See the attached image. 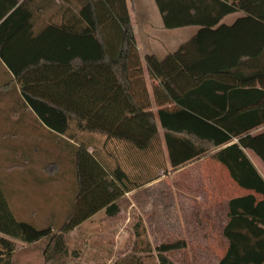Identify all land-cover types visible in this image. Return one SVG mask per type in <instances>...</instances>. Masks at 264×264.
Returning a JSON list of instances; mask_svg holds the SVG:
<instances>
[{
  "label": "trees",
  "instance_id": "1",
  "mask_svg": "<svg viewBox=\"0 0 264 264\" xmlns=\"http://www.w3.org/2000/svg\"><path fill=\"white\" fill-rule=\"evenodd\" d=\"M155 1L165 28L201 27L163 59L140 57L125 0H85L97 20L94 34L100 38L106 28L99 22L105 9L120 29L114 39L97 38L99 56L7 61L10 71L0 73L1 103L20 115L30 109L41 125L60 133L74 121L81 134H69L78 143L71 151L76 193L57 230L18 219L0 184V264H14L13 240L44 239V264H68L66 234L102 210L116 217L121 197L166 172L165 154L177 170L213 152L232 181L251 192L229 202L223 229L228 247L218 264H264V179L245 152L253 151L264 163V132L253 135L264 126V26L242 19L219 27L238 12L232 0ZM25 3L14 0L17 8L0 25V34L6 31L1 53L26 21L22 13L17 25H9ZM176 6L182 8L175 11ZM248 16L264 19V0H251ZM144 67L158 83L152 87L153 104L137 99ZM115 142L126 146L124 152L113 147ZM141 165L152 166V178L132 171ZM187 248L184 239L160 244L159 264H175L168 255Z\"/></svg>",
  "mask_w": 264,
  "mask_h": 264
},
{
  "label": "crops",
  "instance_id": "2",
  "mask_svg": "<svg viewBox=\"0 0 264 264\" xmlns=\"http://www.w3.org/2000/svg\"><path fill=\"white\" fill-rule=\"evenodd\" d=\"M13 1L0 0V25L17 8L13 5ZM16 1L18 5L26 2L24 11L19 12L14 19L10 20L9 25L11 27L17 25L23 16L26 17V21L21 29L5 43L2 53L0 50V73L10 71L7 65L10 58V60H14V58L38 56L69 58L75 56L97 57L100 55V50L95 43L99 37L94 34L93 26L97 20L92 16L90 7L85 0ZM125 1L131 18L138 53L142 60L147 55H156L160 59L165 58L201 30V27L196 26L179 29L165 28L162 14L155 0ZM250 1H230L229 4L237 8L238 12L225 17L219 27H233L242 19H245V23L250 25L264 26V19L248 16ZM181 8L176 6L173 9L178 11ZM107 15L106 9L100 10L99 22H101V26L106 28L102 29V37L99 39H114L120 34L117 24L111 19H107ZM242 29L244 31L246 27ZM5 35L6 31L1 33L0 40ZM176 39L180 45L176 49H171L175 47L171 44ZM143 71L144 76L141 77H146L149 80L145 67ZM157 85L156 82L155 86ZM152 87L148 82H137L136 90L139 93L137 99L153 104ZM144 89L147 90V94L143 92ZM21 111L24 114H17L11 105L0 102V163L3 162L0 164V184L7 195L11 209L15 211V216H22V211L28 208L27 203L24 207V202H27L34 194L38 195L35 200L42 201L45 199V195L50 189V173L63 174V164L61 167V165L53 164V162L50 166L47 153L54 150L57 153L56 159L66 151L71 153L73 145H78V143L74 139H70L69 134L71 133L73 138L75 134L77 136L81 134L73 120L71 129L67 133H60L41 125L30 109L28 111L21 109ZM263 132L264 126L254 131L253 135ZM113 147L122 149L121 151L124 152L123 149L126 146L115 142ZM88 151L92 153V149ZM245 152L264 179L263 161L253 151L246 150ZM213 154L214 152L208 153V155L189 165L171 170L168 175L164 174L163 171L158 172L160 176L158 182L166 180L172 186L168 200L170 201L169 211L172 214L170 216L174 217L173 227H175V231L178 230L176 227L181 225L180 212H188L191 215L209 213L211 216H217L221 211L220 214L227 217L230 200L251 193L232 181L228 170L213 159ZM159 159L160 157L156 155V160L159 161ZM155 166L157 165L153 166V170H155ZM181 171L185 175L182 182L193 186L190 192H182L176 188V184L179 182H176L172 175ZM162 175L163 179L161 178ZM134 192L136 191L126 193L123 197ZM38 207L34 206L33 208L38 209ZM225 242L228 247L226 239Z\"/></svg>",
  "mask_w": 264,
  "mask_h": 264
},
{
  "label": "rangeland",
  "instance_id": "3",
  "mask_svg": "<svg viewBox=\"0 0 264 264\" xmlns=\"http://www.w3.org/2000/svg\"><path fill=\"white\" fill-rule=\"evenodd\" d=\"M171 45L173 47L175 45L171 49H176L180 43L176 39ZM146 82L151 86L156 85L153 79L145 78ZM53 151L47 153L49 165L51 166L53 162L63 164V174L50 173V189L45 199L35 200L38 195L34 194L24 202V207L27 203L28 208L22 211V216L16 217L37 227H52L57 230L71 207L76 193V183L70 151H66L58 159L57 153ZM165 156L166 154L164 158L162 156L166 166L164 174L168 175L172 169ZM151 165L149 167L141 165L132 171L149 180L153 177L154 171ZM172 176L179 182L176 184L178 190L190 192L193 188L182 182L185 176L183 171ZM158 178L121 198L118 201L121 212L116 217H108L102 210L67 233L66 243L70 255L67 263L159 264L157 246L184 239L188 248L168 255L175 264H218L227 249L223 236L227 217L220 214L221 211L217 216H211L209 213L191 215L188 212H180L181 225L176 227L178 230L175 231L174 217L170 216L172 214L169 211L168 200L172 186L166 180L158 182ZM161 178H164L163 175ZM198 189L200 191L199 187ZM162 192L163 195H160ZM34 206L39 207L36 209ZM12 211L15 214L13 209ZM47 242L48 240L44 239L38 243L26 244L15 240L14 264H44Z\"/></svg>",
  "mask_w": 264,
  "mask_h": 264
}]
</instances>
